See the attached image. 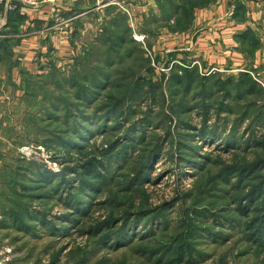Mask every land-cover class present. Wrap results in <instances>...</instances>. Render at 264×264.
<instances>
[{"label": "rangeland", "instance_id": "374dc122", "mask_svg": "<svg viewBox=\"0 0 264 264\" xmlns=\"http://www.w3.org/2000/svg\"><path fill=\"white\" fill-rule=\"evenodd\" d=\"M108 3L76 25L71 56H34L39 79L23 71L24 97L0 119V260L264 264V83L237 89L240 72L156 43L146 17L131 26L130 0ZM194 147L202 166L186 162Z\"/></svg>", "mask_w": 264, "mask_h": 264}, {"label": "crops", "instance_id": "0c3cea01", "mask_svg": "<svg viewBox=\"0 0 264 264\" xmlns=\"http://www.w3.org/2000/svg\"><path fill=\"white\" fill-rule=\"evenodd\" d=\"M130 2L131 26L137 27L135 21L142 22L146 17V32L156 43L162 39L168 41L169 46L184 45L195 54L193 56L201 55V60L209 62L217 72L257 75L259 82L264 83V0ZM115 4L108 0H80L54 6L19 5L13 12L5 7L0 9L1 121L7 118L4 111L8 106L21 102L24 97L20 90L25 82L23 71L32 73L38 68L34 56L46 48L71 56L76 49L72 38L76 25L82 23L80 32L85 31L87 23L83 20L87 14L93 19L108 9L116 10ZM111 16L116 19L117 11ZM33 73L29 77L35 83L39 78L37 72ZM2 162L3 153H0V166Z\"/></svg>", "mask_w": 264, "mask_h": 264}, {"label": "trees", "instance_id": "16d2710c", "mask_svg": "<svg viewBox=\"0 0 264 264\" xmlns=\"http://www.w3.org/2000/svg\"><path fill=\"white\" fill-rule=\"evenodd\" d=\"M115 20H114V26L113 27H115V28H117L116 26H115ZM120 39V40H119ZM122 40V37H121V35L120 34H117V37H115L114 38V43L115 44H117L116 42L117 41H121ZM116 53H117V55H116V57L114 58L115 59V63H116V66H119V65H121L122 63H123V61H125L124 59H125V57L122 55V51H120L118 48H116ZM118 64V65H117ZM111 65H113V62H110V63H107L106 64V66H104V71H103V74H102V72H100V74H99V76H98V81H95V83H94V86L92 87V89H89L88 88V90H87V92L92 96V95H96V93H99V92H102V90H104L108 85H107V82H110L109 80L111 79L109 76H108V73H106V71H109L111 68H112V66ZM105 72V73H104ZM181 77H179V76H176V78H175V81H174V84L175 85H177V84H181L182 83V81H181V79H180ZM253 78L251 77V75H248V73H240V76H239V78H238V80H236V84L233 82V84L235 85V87L237 88V89H239V90H242L243 89V87H247L248 89H252V88H254L256 85L252 82L253 80H252ZM231 80V79H230ZM230 80L228 79V80H226L227 81V83H229L230 82ZM63 81V80H62ZM64 83H66V84H70V85H75V84H78V82L77 81H75V80H73L72 78L70 79L69 77H67L64 81H63ZM63 82H60V83H63ZM64 83L62 84V85H64ZM245 92L247 91V90H245V89H243ZM79 98V97H78ZM85 101V100H84ZM88 101V100H87ZM86 101V102H87ZM53 116H55L54 115V113H52V114H47V116H46V118H52ZM202 131V130H201ZM199 134V133H198ZM199 135H202V134H199ZM211 141L213 140H215V138L213 137V138H211L210 139ZM259 143H262V142H260L259 141ZM192 150L194 151L193 152V154H192V157H190V159H192V160H190V159H186V162H189V163H192V164H194V165H199V166H202V163L203 162H205L206 160H208V156L207 155H203L202 153H199L198 151H196V149H195V147L194 148H192ZM202 154V155H201ZM185 159V158H184ZM185 161V160H184ZM92 164H93V161L91 162V161H89V162H87L86 164H83L80 168H81V172L82 173H84L85 175H91V174H93L94 173V169H93V166H92ZM146 170H147V168H146ZM145 170V171H146ZM43 171H41V172H38V170H37V174L39 175V174H47V171L46 172H43ZM139 174H141L140 176H142V175H144V174H142V172H143V169H142V167H140V169H139ZM40 176V175H39ZM140 176H137V177H140ZM254 190H256V188L255 189H253V190H251L250 191V193L248 194V195H250V196H247L248 197V199H252V195H251V193H252V191H254ZM250 197V198H249ZM12 215H14L13 213H11ZM17 216V215H16ZM15 218H17V217H15ZM21 220V223H24V221H23V219H20ZM16 221L17 220H15V223H16Z\"/></svg>", "mask_w": 264, "mask_h": 264}, {"label": "built area", "instance_id": "2783aa9c", "mask_svg": "<svg viewBox=\"0 0 264 264\" xmlns=\"http://www.w3.org/2000/svg\"><path fill=\"white\" fill-rule=\"evenodd\" d=\"M80 0H0V9L5 7L8 11H16L19 5L37 7L40 5H56L61 3H74ZM0 264H8L7 259H1Z\"/></svg>", "mask_w": 264, "mask_h": 264}]
</instances>
